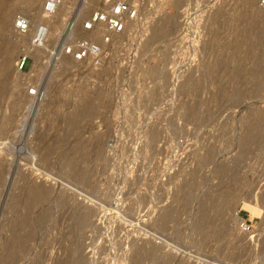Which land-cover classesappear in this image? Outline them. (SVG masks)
<instances>
[{
    "label": "rangeland",
    "instance_id": "rangeland-1",
    "mask_svg": "<svg viewBox=\"0 0 264 264\" xmlns=\"http://www.w3.org/2000/svg\"><path fill=\"white\" fill-rule=\"evenodd\" d=\"M80 1L37 20L53 36L31 71L28 54L16 65L28 41L12 21L33 22L36 9L0 0L10 14L6 25L0 15V61L11 63L0 69V255L26 214L16 197L38 184L49 193L12 264H264V5L224 0L203 22H180L184 0H147L97 60L65 61L63 41L51 57ZM79 85L90 98L75 103Z\"/></svg>",
    "mask_w": 264,
    "mask_h": 264
},
{
    "label": "built area",
    "instance_id": "built-area-1",
    "mask_svg": "<svg viewBox=\"0 0 264 264\" xmlns=\"http://www.w3.org/2000/svg\"><path fill=\"white\" fill-rule=\"evenodd\" d=\"M146 1L97 0L95 5L86 9L83 4L84 0H81L78 5L71 7L51 47L56 51L61 48L62 41L65 40L67 45L63 48L67 53H72L78 59L90 57L97 60L103 51L102 43L110 44L113 34L122 33L128 27V23L133 22L140 15ZM223 1L184 0L180 9V22H203L202 16ZM59 3H61L60 0H46L43 7L51 12ZM259 3L264 5V0H259ZM78 16H81L82 28L91 30L90 34L77 32ZM26 18V15H23L16 22L21 30L27 28V22L24 20ZM52 23L50 22V25ZM46 40L47 28L45 24L40 25L33 33L31 43L41 45V42ZM54 56L57 57L56 54ZM27 57L29 56H24L19 63V68L22 70ZM29 91L33 93L34 87H29Z\"/></svg>",
    "mask_w": 264,
    "mask_h": 264
},
{
    "label": "bare ground",
    "instance_id": "bare-ground-1",
    "mask_svg": "<svg viewBox=\"0 0 264 264\" xmlns=\"http://www.w3.org/2000/svg\"><path fill=\"white\" fill-rule=\"evenodd\" d=\"M84 1H86V0H84ZM24 2H26V6L28 7L29 6V10H33V9H36V10H34V13H35V15H36V17L33 19V22H28L27 21V18L26 19H24L25 20V22H27V28L25 29V30H21L18 26H17V20L21 17V16H23L22 14H20V16H17V18H15L13 21H12V23H13V29H14V35L15 36H18V38L19 39H22V41H24V43H25V41H28V44H27V46H26V53H23L24 55L26 54V56H32L34 59H35V62H34V65L32 66V69H31V71H33L34 70V68H35V64H36V61L37 60H40V58H41V55H42V53L45 51V47H43V43H45V42H48L50 39H51V35L53 34V32L51 33V32H49L48 30H47V40L46 41H42L41 42V45H34V44H32L31 43V37H32V35H33V33L36 31V29L38 28V26H39V24L38 25H35V23H37V20L39 19V18H41V17H43V18H45V19H47L48 21H50V19H52V16H50V14H49V12L47 13V12H41L42 10H40L39 11V8H35L34 6H33V4L31 3L32 1L31 0H24ZM23 4H25V3H23ZM84 4V3H83ZM262 5V4H261ZM86 6H87V4H86ZM38 9V10H37ZM52 13V12H51ZM53 14V13H52ZM1 18H2V22H3V24L4 25H6L7 24V21L9 20V18H10V14H9V10H7V9H5V11L4 12H2L1 14ZM80 19H81V16H78V22L80 23ZM31 21H32V19H31ZM53 22V21H52ZM164 22V21H163ZM163 22H161V23H163ZM54 23V22H53ZM79 23H78V25H77V32L79 33V34H90L91 33V30H86V29H83L82 28V26H81V23H80V26H79ZM130 23V22H129ZM160 25V24H159ZM166 27V26H165ZM161 30H164V29H162V28H160V27H158L156 30H155V32H154V34H153V36L154 37H157V36H159L160 34H161ZM124 32V31H123ZM120 34V33H119ZM163 34V33H162ZM113 35H117V34H113ZM53 36V35H52ZM28 39V40H27ZM16 40V39H15ZM19 41V40H18ZM17 41V42H18ZM13 42H15L14 40H13ZM20 42V41H19ZM49 43V42H48ZM63 43L65 44L66 43V41L65 40H63ZM50 44V43H49ZM25 46V45H24ZM65 46H66V44H65ZM15 47V46H14ZM64 52H65V54L66 55H64V57H63V59L65 60V61H69V60H71V57H72V59L75 61V60H77V61H82V60H84V59H86V58H89V57H84V58H80V59H78V58H76L72 53H67L66 51H65V49H64ZM4 53H5V50H4ZM15 53H16V50H15ZM23 54H21L22 55V57L21 58H19L18 60H17V62H16V65L18 66V68H19V63H20V61L23 59ZM28 54V55H27ZM54 54H56V52L53 50L52 52H51V57H54ZM70 56H68V55ZM3 55V54H2ZM13 55V54H12ZM8 57H10V56H8ZM11 60V59H10ZM45 61V60H44ZM88 61V60H87ZM10 61H9V59H6V60H3V61H0V69H9V66H10ZM16 66V67H17ZM15 67V68H16ZM13 68V67H12ZM17 69V68H16ZM20 69V68H19ZM4 71V70H3ZM30 71V72H31ZM18 72V71H17ZM32 73V72H31ZM1 75V74H0ZM2 84V83H1ZM1 84H0V86H1ZM3 89V88H2ZM34 92L32 93V92H30L31 94H35L36 93V89L34 88ZM2 94H3V91L0 89V99H1V97H2ZM73 96V95H72ZM74 96H76L77 97V100L76 99H72V100H75V103H79V102H83L84 100L86 101H88V99L90 98L89 97V93H88V90H87V88L86 87H84V86H78L77 88H76V90H75V93H74ZM73 96V97H74ZM17 99H15V102H14V106H18L19 107V105H21V103H23L24 101H25V95L23 94V93H18V95H17ZM92 97V96H91ZM92 99V98H91ZM29 101H32V100H30L29 99ZM55 101V100H54ZM27 102V101H26ZM57 102V101H56ZM30 104H32V103H30ZM58 104V103H57ZM56 104V105H57ZM55 105V106H56ZM59 108V107H58ZM89 112H91L90 111V108L89 109H87L85 112H84V114H82V115H80V117H78V118H81V117H83V116H85L87 113H89ZM56 113V112H55ZM92 114V113H91ZM89 116V115H88ZM87 116V117H88ZM61 117V116H60ZM84 118V117H83ZM5 119V118H4ZM1 120V119H0ZM6 120V119H5ZM63 120H64V122L65 121H67V124L65 123V125H66V127H67V125H68V123H69V121H74V118L72 117V115L70 114V113H65V115L63 116ZM78 120V119H77ZM80 120V119H79ZM5 122V121H4ZM63 122V123H64ZM74 123H75V121H74ZM74 123H71L72 125H71V127L70 128H72V126L74 125ZM3 125V124H2ZM64 125V126H65ZM57 126V125H56ZM2 127V126H1ZM59 131V130H58ZM70 131V130H69ZM13 132H14V130H13ZM4 137V136H3ZM63 139V138H62ZM43 142V141H42ZM80 142V141H79ZM79 144V143H78ZM87 145V143H80V145H79V150H81V149H83L85 146ZM78 150V149H77ZM77 150H75V152L77 151ZM75 152L72 154V156H71V158H69L70 160H72L73 162H75L74 160H76L75 158L77 157V156H75ZM97 152V151H96ZM68 159V160H69ZM66 162V161H65ZM70 162V161H69ZM72 162V163H73ZM67 164H68V162H67ZM67 164H66V166H67ZM74 165H75V163H73ZM73 164H69V166L71 167V168H73L72 166H73ZM72 165V166H71ZM46 186V185H45ZM45 186H41V185H38V184H33V186H28V188L26 189V192H24L22 195H20V196H18V197H16L17 198V204H16V209H18L19 210V202H20V204H22L23 206H24V209L26 210V214L24 215L23 213H21L20 211L19 212H17V215H16V218L12 221V222H10L9 223V225H8V228H9V233H10V235H9V239H8V241H6V243H5V245L3 246V250L5 251V252H3V254L2 255H0V264H12L13 263V260H14V251L15 250H13L14 248H19L22 244H23V241H24V237H23V234H22V232H23V229L24 228H26L27 227V224H28V218H27V215H28V213L29 212H31V210H33L34 208H35V206H37L43 199H45V197L48 195V193H49V188H47V187H45ZM31 187V188H30ZM23 192V191H22ZM21 194V193H20ZM42 203V202H41ZM80 207V206H79ZM15 210V209H14ZM84 212V211H83ZM80 213V212H79ZM87 213V212H86ZM85 213V214H86ZM82 214V213H81ZM84 214V213H83ZM82 214V215H83ZM79 215V214H78ZM77 215V216H78ZM46 217H47V212H45V211H39L38 212V214H37V216H36V220H37V222L40 224V223H43V221L46 219ZM77 218V217H76ZM80 218L82 219V218H85L86 219V217H81L80 216ZM78 219V218H77ZM83 221H85L84 219H83ZM82 221V222H83ZM73 231H75L74 229H73ZM73 234V233H72ZM26 238V237H25ZM67 249V248H66ZM67 252V251H66ZM63 255V254H62ZM17 256V255H16ZM69 257V256H68ZM54 259V258H53ZM62 260H64V259H62ZM61 260V261H62ZM67 261V260H66ZM58 263V261H56V263L55 264H57ZM60 263H62V262H60V259H59V264ZM63 263H64V261H63ZM66 264V263H65Z\"/></svg>",
    "mask_w": 264,
    "mask_h": 264
}]
</instances>
